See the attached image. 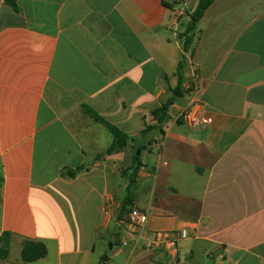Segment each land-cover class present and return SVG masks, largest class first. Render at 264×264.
<instances>
[{"label":"crops","instance_id":"obj_1","mask_svg":"<svg viewBox=\"0 0 264 264\" xmlns=\"http://www.w3.org/2000/svg\"><path fill=\"white\" fill-rule=\"evenodd\" d=\"M12 1L0 0V264H264V0H214L187 51L199 0ZM194 102L200 128L177 120ZM83 105L134 141L99 156L113 136ZM132 206L148 214L142 238L121 222ZM181 230L174 248L147 247ZM25 240L46 256L23 262Z\"/></svg>","mask_w":264,"mask_h":264},{"label":"trees","instance_id":"obj_2","mask_svg":"<svg viewBox=\"0 0 264 264\" xmlns=\"http://www.w3.org/2000/svg\"><path fill=\"white\" fill-rule=\"evenodd\" d=\"M4 1L6 4L11 6L14 10L17 9L12 0H4ZM213 1L214 0H199L196 9L193 11L191 15V22L187 27L186 33L184 34L183 49L185 51L188 50V47L191 44L192 37L190 36V34L195 29L196 23L201 19L205 10L211 5ZM177 76H178L179 83H178V86L172 91L171 98L168 99L160 108L156 109L153 112V116L156 118L157 123L159 125L166 119L167 110L169 106L172 104L174 97H177L179 95L180 82L182 78L180 65L177 70ZM82 111L84 115L91 117L95 122L105 127L109 131V133H111V135L113 136V142L111 143V145L99 156L109 155L118 149H123L126 146L128 141H132V142L134 141V139L130 138L120 129H118L117 127L113 126L112 124L102 119L97 113H95L92 109H90L86 105L82 106ZM144 148H145L144 146L135 147L133 157H132V165L130 168L125 170L127 172H130V174L127 175V178H128L127 191L134 184L136 173L139 170V168L142 166L141 160H140V154ZM79 170L80 169L72 170V171L69 170V171L61 173V175L64 177L72 178L76 175V173ZM0 181H1V178H0ZM127 202H128V198H126L121 203V213L125 209ZM9 240H10L9 233H3V235L0 237V262L4 260L7 256ZM46 254H47L46 248L42 243L35 242V241H28V240H25L22 242L21 260L23 262L25 263L35 262L37 260L43 259L46 256Z\"/></svg>","mask_w":264,"mask_h":264},{"label":"built area","instance_id":"obj_3","mask_svg":"<svg viewBox=\"0 0 264 264\" xmlns=\"http://www.w3.org/2000/svg\"><path fill=\"white\" fill-rule=\"evenodd\" d=\"M178 121H182L185 125L190 128H200L209 123V118L205 115L202 106L199 103L194 102L188 109L181 111L177 116ZM103 213L106 216L110 214H115L120 216L121 206L107 203L103 207ZM148 219V214L146 212H141L136 206L128 211L126 219L121 222L131 227L139 238H142L146 223ZM188 234L185 230H181L179 233H169V232H155L146 241L147 247L149 249H156L162 246H168L174 248L178 239H185Z\"/></svg>","mask_w":264,"mask_h":264},{"label":"rangeland","instance_id":"obj_4","mask_svg":"<svg viewBox=\"0 0 264 264\" xmlns=\"http://www.w3.org/2000/svg\"><path fill=\"white\" fill-rule=\"evenodd\" d=\"M149 135H153V133H147V136H145L144 138L138 140V144H145V143L148 141V139L150 138ZM125 173H126V174H125ZM129 174H130V172H127V171H124V172H123V176H127V175H129ZM119 205L121 206V204H119ZM117 206H118V205H117Z\"/></svg>","mask_w":264,"mask_h":264}]
</instances>
